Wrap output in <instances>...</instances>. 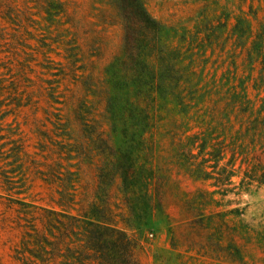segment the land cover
<instances>
[{
	"label": "rangeland",
	"instance_id": "1",
	"mask_svg": "<svg viewBox=\"0 0 264 264\" xmlns=\"http://www.w3.org/2000/svg\"><path fill=\"white\" fill-rule=\"evenodd\" d=\"M140 1L138 63L119 0H0V264L102 199L139 264H264V0Z\"/></svg>",
	"mask_w": 264,
	"mask_h": 264
},
{
	"label": "trees",
	"instance_id": "2",
	"mask_svg": "<svg viewBox=\"0 0 264 264\" xmlns=\"http://www.w3.org/2000/svg\"><path fill=\"white\" fill-rule=\"evenodd\" d=\"M131 1L132 10L129 11L125 0H119L124 14L127 49L131 57L140 63V27L146 28L152 19L140 0ZM114 102L111 114L117 119L123 115L122 103L119 98ZM108 103L111 106L110 100ZM118 149V159L111 162V170L120 176L126 189L131 174L137 171L135 158L132 152L128 156V147ZM60 196L58 203L63 205L64 202L72 203L76 194L63 191ZM51 214L55 215V219H48L46 228H49L54 240L43 230L37 231L34 247L31 248V243L27 242L25 250L18 251V259L22 264H32V257L41 261V264H139L135 254L136 243L119 227L118 215L106 199L77 214L65 210ZM51 228L58 229L59 235L55 236Z\"/></svg>",
	"mask_w": 264,
	"mask_h": 264
}]
</instances>
